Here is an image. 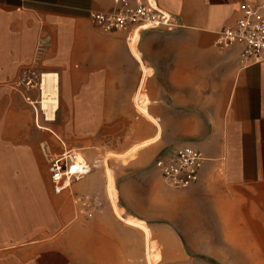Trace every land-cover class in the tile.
Segmentation results:
<instances>
[{"label":"crops","instance_id":"0c3cea01","mask_svg":"<svg viewBox=\"0 0 264 264\" xmlns=\"http://www.w3.org/2000/svg\"><path fill=\"white\" fill-rule=\"evenodd\" d=\"M112 1L0 0V264H125L128 249L134 263L140 256L135 231L110 217L105 202L86 217L76 201L93 195L91 170L53 191L41 144L53 154L68 147L47 122L35 125L26 97L36 100L38 92L24 83L31 71L58 75L60 100L74 118L71 134L88 135L93 119L124 118L120 104L129 102L141 68L127 50L128 31L103 32L90 17ZM257 1L155 0L177 26L141 30L136 44L151 69L149 103L161 108H151L153 117L197 119L201 104L216 120L210 128L200 122V137L180 145L206 158L196 183L218 174L244 199L250 230H264V61L239 69V46L220 49L214 41L242 2Z\"/></svg>","mask_w":264,"mask_h":264},{"label":"rangeland","instance_id":"374dc122","mask_svg":"<svg viewBox=\"0 0 264 264\" xmlns=\"http://www.w3.org/2000/svg\"><path fill=\"white\" fill-rule=\"evenodd\" d=\"M145 84L146 78L142 91L147 94ZM133 94L129 102L120 104L124 118L93 119L89 134L79 136L69 131L68 126L73 125L74 118L68 104L60 100L58 91L55 121L44 124L50 130L55 129L66 147L72 148L78 156L81 154L91 164L87 176L91 177L93 196L98 197L101 207L105 202L110 217L116 220L106 191L105 168L109 167L118 195L116 202L123 214L144 220L152 231L151 239L159 253L155 264H264V230L249 229L244 217V199L225 187L218 174L189 187L174 189L161 183L155 168L154 159L160 150L198 139L200 122H206L210 128L216 120L206 118L201 104L193 111L197 119H158L160 137L127 153L134 144L156 132L153 122L137 112ZM152 107L157 112L161 109L160 104L149 103L152 114H155ZM184 121L188 128L182 129ZM139 152L145 154L136 158ZM83 220L78 218L77 223ZM127 226L135 231V241H140V256L134 263L130 249L126 250L125 264H145L141 231ZM227 234L234 237L229 238Z\"/></svg>","mask_w":264,"mask_h":264},{"label":"built area","instance_id":"2783aa9c","mask_svg":"<svg viewBox=\"0 0 264 264\" xmlns=\"http://www.w3.org/2000/svg\"><path fill=\"white\" fill-rule=\"evenodd\" d=\"M113 6L108 11H92L90 17L103 32L128 31V43L131 33L137 28L139 32L149 28L171 29L177 26L174 17L161 9L155 0H143L131 3L129 0H113ZM239 16L232 25H227L218 31L214 44L225 49L238 45L239 69L264 61V0L254 3L242 2L239 5ZM43 74L31 71L25 73V85L36 89L38 97L26 99L34 108V123L38 128H45L40 118L48 122L46 114L41 109ZM34 104H37L36 107ZM49 130V129H48ZM41 151L45 156L50 173V180L55 193L61 192L72 182L87 175L91 166L86 160H79L78 154L71 148H63L59 154H53L46 143L41 144ZM202 152L190 145L183 144L170 148L166 154L155 160L164 183L174 189L186 188L194 184L199 171L205 161ZM86 208V215L101 206L97 196L88 195L83 199L77 198Z\"/></svg>","mask_w":264,"mask_h":264},{"label":"bare ground","instance_id":"6f19581e","mask_svg":"<svg viewBox=\"0 0 264 264\" xmlns=\"http://www.w3.org/2000/svg\"><path fill=\"white\" fill-rule=\"evenodd\" d=\"M139 39V30L136 28L130 35L129 41L127 43V50L129 54L134 58V60L139 63V66L141 68V78L138 80L139 84L134 91L132 101L134 103V106L141 115L149 118L154 126L156 127L155 134L146 139L143 140L140 143L134 144L132 147H130L128 151H134L138 147L147 145L153 141H156L161 134V124L159 120L151 115L148 109V104L150 102L147 94H145L142 91L145 78L151 73V69L146 66L144 60L141 57L140 52L138 51L136 44ZM59 91V84H58V75L56 73H44L43 74V82H42V96L40 100L41 109H43L46 113L47 120L53 121L55 120V109L57 106V95ZM108 154V153H107ZM117 154V153H116ZM123 156V154H122ZM107 157V156H106ZM105 157V158H106ZM109 157V154H108ZM107 157V158H108ZM118 157V156H117ZM121 157V155H120ZM79 160L83 159V156L80 154L78 156ZM84 160V159H83ZM106 163V162H105ZM105 165V164H104ZM105 172L107 175V193L108 197L110 199V207L112 210V213L118 221L123 222L126 225L134 226L140 229L141 235L143 237L144 242V261L145 264H155L158 262L159 259V253L157 252V248L155 247L151 235L152 231L145 223L144 220L136 218L135 216L131 215H124L122 212V208L118 206L116 200L118 199L116 196V188L114 186V180L111 175V171L109 167L105 168ZM125 212V211H124ZM229 238H233L234 236L231 234H227ZM240 247H243L244 244H238ZM243 249V248H242Z\"/></svg>","mask_w":264,"mask_h":264},{"label":"water","instance_id":"95a60500","mask_svg":"<svg viewBox=\"0 0 264 264\" xmlns=\"http://www.w3.org/2000/svg\"><path fill=\"white\" fill-rule=\"evenodd\" d=\"M169 149H170V147H166V148H163L162 150H160L159 153L156 156V159L162 158Z\"/></svg>","mask_w":264,"mask_h":264}]
</instances>
